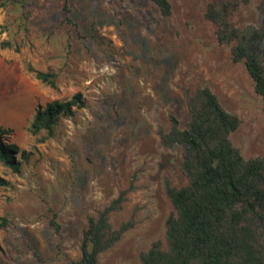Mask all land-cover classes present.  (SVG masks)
Wrapping results in <instances>:
<instances>
[{"label":"rangeland","instance_id":"rangeland-1","mask_svg":"<svg viewBox=\"0 0 264 264\" xmlns=\"http://www.w3.org/2000/svg\"><path fill=\"white\" fill-rule=\"evenodd\" d=\"M65 1L74 24L60 26ZM209 1L171 0L167 18L149 0H31L25 10L0 8V25L9 27L0 42L20 46L18 53L0 49V128L11 131L6 143L29 153L20 174L0 166L10 182L0 188V216L12 222L0 229V264L78 260L87 217L131 183L135 189L110 221L117 227L134 217L136 225L97 264H141L139 254L165 239L172 210L166 180L186 184L182 148L165 147L159 137L170 130V116L186 128V90L208 86L241 120L233 144L245 158L264 156V102L244 66L218 45L214 25L203 16ZM260 3L249 0L233 21L259 27ZM25 12L27 33L19 26ZM24 63L57 72V88L27 75ZM76 93L87 106L74 108L52 138L41 142L44 131L28 132L38 109ZM51 211L59 234L50 225Z\"/></svg>","mask_w":264,"mask_h":264},{"label":"trees","instance_id":"trees-1","mask_svg":"<svg viewBox=\"0 0 264 264\" xmlns=\"http://www.w3.org/2000/svg\"><path fill=\"white\" fill-rule=\"evenodd\" d=\"M30 1L0 0V8L14 4L25 10ZM149 1L162 17L172 14L171 0ZM248 3L249 0H210L203 16L214 25L218 45L229 48L232 63L244 66L254 92L264 102V22L259 27L239 26L232 19ZM62 11L60 26L74 24L67 1ZM259 11L264 17V0ZM29 16L28 12L23 13L19 24L26 33ZM8 31V25H0L1 33ZM0 49L18 53L20 46L6 40L0 42ZM23 67L27 75L41 84L57 88V72L40 71L29 63ZM184 94L189 115L186 128L181 129L176 118L170 116V130L159 133V137L165 147L182 148L179 168L186 184L176 187L166 180L165 195L172 210L165 221V239L154 241L147 251L139 254V260L141 264H264V156L245 158L233 144L231 134L239 128L241 120L225 110L208 86H199L193 93L186 90ZM86 106L80 93L67 101L48 103L35 112L28 132L38 136L44 131L41 142L52 138L62 120L74 115V108ZM10 132L0 128V166L14 175L21 173L29 153L5 142L4 137ZM8 187L9 180L0 176V188ZM134 189L131 183L96 217H87L80 243L81 256L69 261L70 264H97L102 253L135 227L134 217L117 227L110 221L113 213L123 209ZM51 213L50 225L59 234L57 215ZM11 225L8 217L0 216V229L7 230Z\"/></svg>","mask_w":264,"mask_h":264}]
</instances>
